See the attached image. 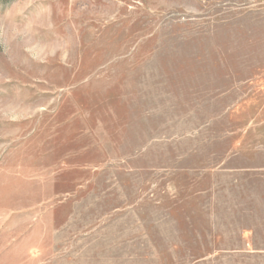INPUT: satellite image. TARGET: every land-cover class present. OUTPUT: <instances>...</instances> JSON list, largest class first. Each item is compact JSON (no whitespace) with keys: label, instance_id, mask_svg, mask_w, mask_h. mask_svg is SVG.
<instances>
[{"label":"rangeland","instance_id":"1","mask_svg":"<svg viewBox=\"0 0 264 264\" xmlns=\"http://www.w3.org/2000/svg\"><path fill=\"white\" fill-rule=\"evenodd\" d=\"M0 264H264V0H0Z\"/></svg>","mask_w":264,"mask_h":264}]
</instances>
